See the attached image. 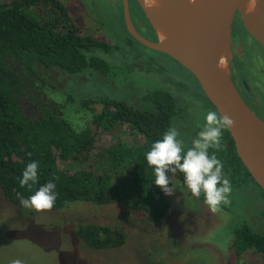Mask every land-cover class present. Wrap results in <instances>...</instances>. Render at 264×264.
I'll return each mask as SVG.
<instances>
[{"label":"trees","instance_id":"1","mask_svg":"<svg viewBox=\"0 0 264 264\" xmlns=\"http://www.w3.org/2000/svg\"><path fill=\"white\" fill-rule=\"evenodd\" d=\"M151 29L152 40L158 41ZM112 50L116 48L83 35L59 0H0V191L7 202L24 208L17 193L28 198L52 181L58 196L51 210L86 202L122 205L142 212L152 224L168 217L171 205L154 183L146 153L168 128H178L186 120L181 119L183 104L175 94L160 88L149 91L142 98L146 108L125 101L84 99L79 104L83 112L77 113L92 112V104L103 108L88 125L79 120L80 114L71 123L64 113L74 101L72 95L56 99L54 90L36 73L41 66L92 80L112 70L103 59ZM98 134L114 137L110 144H98ZM209 153L222 161L233 191L250 183L257 186L237 157L228 131L221 147ZM31 161L39 162L38 182L31 189L20 187L19 178ZM169 175L194 200L204 202L203 193L198 198L192 195L183 174ZM75 237L91 250L118 249L126 241L123 231L95 224L78 226ZM231 250L237 258L252 252L264 262V232L242 222L233 230Z\"/></svg>","mask_w":264,"mask_h":264},{"label":"rangeland","instance_id":"2","mask_svg":"<svg viewBox=\"0 0 264 264\" xmlns=\"http://www.w3.org/2000/svg\"><path fill=\"white\" fill-rule=\"evenodd\" d=\"M59 1L83 35H91L98 41L127 36L117 0L116 3L112 0L117 4L113 9L108 0ZM131 12L137 13L132 2ZM130 47V55L139 53L144 60L152 57L163 70L157 73L146 63L139 68H130L125 63L120 66L122 55L112 50L103 59L114 67L103 75H93L92 80L57 68L37 66L36 73L54 90L56 99L72 95L74 101L66 106L64 113L71 123L80 114L77 112H83L79 104L84 99L136 101L138 107L146 108L148 104L144 105L142 98L149 91L161 87V81L177 82L186 90L181 96L184 109L181 119L186 120L180 127L183 136L178 139L183 141L187 151L193 141L187 129L200 126L201 131L207 112L214 109L204 99L197 81L182 66L135 41H131ZM262 55L264 58V53ZM102 108L103 104L90 105L92 112L80 114L79 120L88 125L91 116L100 113ZM67 113L72 114L67 117ZM113 137L98 134L97 143L110 144ZM170 178V187L175 192L166 195L171 210L160 224L149 223L142 212L128 210L122 205L75 202L60 210L38 212L12 205L0 191V264H10L17 258L25 264H264L260 256L252 252L237 258L231 250L233 230L242 222L246 221L259 233L264 232V195L255 184L250 183L249 189L246 186L232 189L230 203L212 212L205 202L189 196L177 178ZM86 224L123 231L126 234L124 246L109 250L88 249L75 237L76 228Z\"/></svg>","mask_w":264,"mask_h":264},{"label":"water","instance_id":"3","mask_svg":"<svg viewBox=\"0 0 264 264\" xmlns=\"http://www.w3.org/2000/svg\"><path fill=\"white\" fill-rule=\"evenodd\" d=\"M136 1L153 28V17L144 8L143 1ZM121 2L125 30L130 37L181 65L197 81L217 114L230 116L235 121V127L227 131L237 157L264 192V122L241 100L228 73L230 27L236 11L242 15L246 30L264 47V0H259V7L252 15L247 12L248 0H195L192 6L186 0H163L166 15L162 21L169 38L161 40L156 35L157 42L136 32L128 0ZM219 58L226 61L225 73L217 69Z\"/></svg>","mask_w":264,"mask_h":264},{"label":"clouds","instance_id":"4","mask_svg":"<svg viewBox=\"0 0 264 264\" xmlns=\"http://www.w3.org/2000/svg\"><path fill=\"white\" fill-rule=\"evenodd\" d=\"M151 6H158V0H151ZM259 7V0H248L247 12L255 14ZM164 37L162 36V39ZM235 127V121L227 115L217 114L209 110L205 116V124L197 137L192 141L187 151L183 148V141L178 139L179 131L175 127L168 128L162 139L155 141L146 153L149 166L154 168L155 184L162 191L171 196L175 190L169 173L183 174L187 188L195 197L204 194L205 204L212 212L220 210V205L230 203L229 196L232 191L230 179L223 173V163L209 150L219 149L223 140V133ZM32 154L29 153V156ZM39 162H29L19 178L20 187L31 189L38 182ZM56 184L52 181L41 185L38 190L28 198L17 193L21 206L35 211L51 210L57 200ZM10 264H25L19 258L10 261Z\"/></svg>","mask_w":264,"mask_h":264},{"label":"flooded vegetation","instance_id":"5","mask_svg":"<svg viewBox=\"0 0 264 264\" xmlns=\"http://www.w3.org/2000/svg\"><path fill=\"white\" fill-rule=\"evenodd\" d=\"M108 1L112 9L116 8L117 6V4H115L116 0L115 3H113L112 0H108ZM117 2H120L122 9L121 0H117ZM131 2L133 3L134 7H136L138 14L131 12ZM128 5H129V13H130L131 21L133 23L136 32L151 42H157V41H153L151 38L153 35L152 33L154 32H152L153 30L151 29L150 23L148 22L145 15L141 11L137 1L128 0ZM86 36H91V35H86ZM128 40L130 43L131 41H135L127 33V36H124L121 39L120 37L119 38L111 37L106 41H99V42L106 43L109 46L112 47L114 46L116 48L114 52L113 51L111 52L119 53L120 56L122 55V60L120 57L119 58L120 61L118 62L120 66L125 63L130 68L133 67L139 68L141 64L144 65L143 63H146L148 65H151L152 68L155 69L157 73L163 70L152 59V57L144 60L143 58L145 57H143L139 53L135 52L130 55L131 52L130 43L129 45L125 44V42ZM121 49L122 51H120ZM111 52L106 53L105 56H108ZM262 53H264V47L261 44H259L246 30L242 19V15L240 14L239 11H236L230 27L229 61H228L229 77L234 89L238 93L241 100L245 103V105L250 109L252 113H254L261 121L264 122V58ZM161 84H162L161 87H156L155 89L160 88V89L169 90L171 93L175 94L177 98V102L183 104L182 103L183 100L181 96L183 97L185 95L186 90L184 88L178 86L179 84L177 82L176 83L168 82V80L161 81ZM203 97H205L204 94ZM128 101L127 103H132L134 105H137L136 101L135 102L134 101L128 102ZM211 107L213 106L211 105ZM180 126L181 124H178V128H176L179 131V133H181ZM187 131L190 135V141H191L197 137L199 133V127L190 128L187 129ZM194 132L197 134L193 135ZM180 135L183 136V134ZM189 144L192 145V141Z\"/></svg>","mask_w":264,"mask_h":264},{"label":"bare ground","instance_id":"6","mask_svg":"<svg viewBox=\"0 0 264 264\" xmlns=\"http://www.w3.org/2000/svg\"><path fill=\"white\" fill-rule=\"evenodd\" d=\"M142 1L144 8L149 12L151 17H153L152 24L158 38L160 37L159 39L161 40L169 38V32L163 25L162 21V19L166 15V8L163 0H158V6H151V0ZM194 1L195 0H186L188 6H192L194 4ZM162 36L164 37L163 39ZM217 69L222 73L226 72V61L223 58H219Z\"/></svg>","mask_w":264,"mask_h":264}]
</instances>
